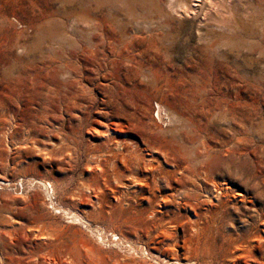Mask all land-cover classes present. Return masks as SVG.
Returning <instances> with one entry per match:
<instances>
[{
	"label": "rangeland",
	"instance_id": "rangeland-1",
	"mask_svg": "<svg viewBox=\"0 0 264 264\" xmlns=\"http://www.w3.org/2000/svg\"><path fill=\"white\" fill-rule=\"evenodd\" d=\"M0 253L264 264V0H0Z\"/></svg>",
	"mask_w": 264,
	"mask_h": 264
},
{
	"label": "bare ground",
	"instance_id": "bare-ground-1",
	"mask_svg": "<svg viewBox=\"0 0 264 264\" xmlns=\"http://www.w3.org/2000/svg\"><path fill=\"white\" fill-rule=\"evenodd\" d=\"M156 110L158 111V109H157V107H156ZM154 115H155V117H157L156 116V114L154 113ZM99 132L102 134L101 136H103V135H106V133H104L103 131H101V130H99ZM107 138V137H106ZM108 142H111V144H109L108 143V146H107V149L108 150H110L111 148H113L114 146H116V142H113V141H111L110 139H108ZM143 152V150L141 151V153ZM113 240H118V238H115V239H113ZM1 254L2 253H0V260H2V259H4L3 258V256H1ZM6 258V257H5ZM8 259V258H7Z\"/></svg>",
	"mask_w": 264,
	"mask_h": 264
}]
</instances>
